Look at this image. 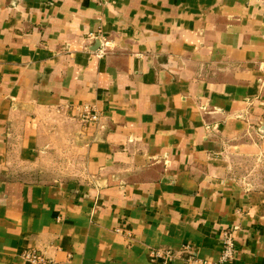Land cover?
<instances>
[{
  "label": "crops",
  "instance_id": "obj_1",
  "mask_svg": "<svg viewBox=\"0 0 264 264\" xmlns=\"http://www.w3.org/2000/svg\"><path fill=\"white\" fill-rule=\"evenodd\" d=\"M223 229L264 264V0H0V264L213 261Z\"/></svg>",
  "mask_w": 264,
  "mask_h": 264
},
{
  "label": "built area",
  "instance_id": "obj_2",
  "mask_svg": "<svg viewBox=\"0 0 264 264\" xmlns=\"http://www.w3.org/2000/svg\"><path fill=\"white\" fill-rule=\"evenodd\" d=\"M92 39L96 38L100 44L96 47L97 55L102 56L104 53V38L100 34L88 33ZM104 43V44H103ZM78 115L81 121L85 123H93L99 120V112L93 104L80 103L76 105ZM99 126H102L99 124ZM220 250L216 260H208L199 257L192 246L184 244L179 250L170 248L152 247L148 250L151 260H166L179 256L186 264H223L232 259L235 253V242L230 229H223L220 233ZM20 256L27 260L30 264H49L50 258L46 256L43 250L39 248H25L21 251Z\"/></svg>",
  "mask_w": 264,
  "mask_h": 264
},
{
  "label": "rangeland",
  "instance_id": "obj_3",
  "mask_svg": "<svg viewBox=\"0 0 264 264\" xmlns=\"http://www.w3.org/2000/svg\"><path fill=\"white\" fill-rule=\"evenodd\" d=\"M56 163H58V161L54 159L53 154H48L45 157L36 156L30 163L24 165L19 164L16 168H18L19 172L23 171L25 176L32 180L47 179L49 176H52L55 173L68 175V173L71 172L69 167H58ZM254 170L256 171V169ZM258 170H260L259 167L257 168V172ZM72 171H74V169ZM242 182H244L246 185L252 184L246 178H242Z\"/></svg>",
  "mask_w": 264,
  "mask_h": 264
},
{
  "label": "water",
  "instance_id": "obj_4",
  "mask_svg": "<svg viewBox=\"0 0 264 264\" xmlns=\"http://www.w3.org/2000/svg\"><path fill=\"white\" fill-rule=\"evenodd\" d=\"M96 48V47H95Z\"/></svg>",
  "mask_w": 264,
  "mask_h": 264
}]
</instances>
